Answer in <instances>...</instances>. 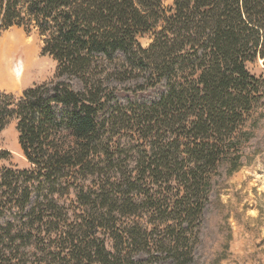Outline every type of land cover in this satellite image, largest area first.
Wrapping results in <instances>:
<instances>
[{"label":"trees","instance_id":"1","mask_svg":"<svg viewBox=\"0 0 264 264\" xmlns=\"http://www.w3.org/2000/svg\"><path fill=\"white\" fill-rule=\"evenodd\" d=\"M167 1L0 0V30L37 28L58 64L19 97L0 90V134L18 122L30 165L2 166L0 148V264H27L34 249L29 264H193L202 188L217 186L203 173L243 115L264 109V75L249 69L264 65V0ZM145 84L163 89L140 103ZM135 126L131 168L115 132ZM148 208L153 228L138 221Z\"/></svg>","mask_w":264,"mask_h":264},{"label":"rangeland","instance_id":"2","mask_svg":"<svg viewBox=\"0 0 264 264\" xmlns=\"http://www.w3.org/2000/svg\"><path fill=\"white\" fill-rule=\"evenodd\" d=\"M172 2L173 0H168L166 6H170ZM153 40L152 32L139 37L144 49L149 48ZM44 41L45 37L37 28L29 31L20 27L0 30V47L3 45L14 47V51L4 58L0 65L1 91L19 97L34 86L54 80L58 64L52 56L43 52ZM11 64L19 68L26 65L27 71L22 75L24 68L21 72L14 71ZM249 69L258 78L264 75L262 60L250 64ZM122 87L125 89L124 86ZM162 89L161 86L145 84L138 93L137 100L140 103L151 102L157 98V92H161ZM262 91L264 92V88ZM119 96L125 104L135 100L126 90L121 91ZM17 123L13 120L0 134V148L10 154V157L1 164L8 168L24 170L30 165L21 149ZM138 132L136 126L134 130L125 128L115 132L116 142L124 146L122 161L131 168L143 155V140ZM258 133H260L259 138L262 139L261 146L259 149H248L247 144L252 142ZM179 134L181 132L174 135V138ZM174 138L170 141L172 142ZM187 145H190L191 149L194 148L191 143L183 142L181 151L184 152V157L188 149ZM220 148L221 155L216 158V165H212L203 173L211 178L210 181L214 180L217 186L211 190L202 188L205 204L208 205L205 210L206 217H201L194 223L198 228L197 237L204 222L221 214L223 244L217 245L220 252L215 264H264V109L254 104L251 112L243 115V121L237 124L233 135L224 137ZM143 149L149 151L146 145ZM71 200L72 198L64 201L71 209H75V205L69 203ZM150 212L149 208L144 209L138 221L143 226L153 228L149 222L158 223L160 219L148 216ZM37 254L38 249H34L31 255L23 260L27 264L36 263L40 258V254Z\"/></svg>","mask_w":264,"mask_h":264},{"label":"clouds","instance_id":"3","mask_svg":"<svg viewBox=\"0 0 264 264\" xmlns=\"http://www.w3.org/2000/svg\"><path fill=\"white\" fill-rule=\"evenodd\" d=\"M223 244L221 214L204 222L200 228L196 244L193 245V264H215Z\"/></svg>","mask_w":264,"mask_h":264},{"label":"bare ground","instance_id":"4","mask_svg":"<svg viewBox=\"0 0 264 264\" xmlns=\"http://www.w3.org/2000/svg\"><path fill=\"white\" fill-rule=\"evenodd\" d=\"M8 44V43H7ZM10 44V43H9ZM17 46V45H16ZM17 48V47H16ZM14 51V47L12 46V45H7V46H1L0 47V65H2V63H3V59L4 58H6L7 56H9V54H11L12 52ZM27 55V54H26ZM32 63V62H31ZM12 65V64H11ZM30 65V64H29ZM12 67H13V70L14 71H18V72H21V69H23L24 68V72H23V74L22 75H24V73L27 71L26 69H27V66L26 65H24L23 66V68H19V66L18 67H15V64H14V66L12 65ZM0 69H1V67H0ZM1 72V71H0ZM2 74V73H1ZM21 74V73H20ZM21 75V76H22ZM27 75V74H26ZM28 76V75H27ZM1 77V76H0ZM26 79V78H25ZM1 80V79H0ZM8 81V80H7Z\"/></svg>","mask_w":264,"mask_h":264}]
</instances>
